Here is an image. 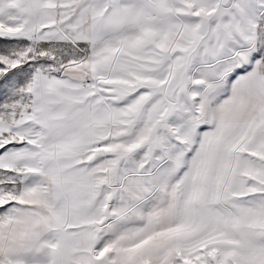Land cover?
Returning <instances> with one entry per match:
<instances>
[{
    "label": "snow or ice",
    "instance_id": "6c2138e0",
    "mask_svg": "<svg viewBox=\"0 0 264 264\" xmlns=\"http://www.w3.org/2000/svg\"><path fill=\"white\" fill-rule=\"evenodd\" d=\"M0 264H264V0H0Z\"/></svg>",
    "mask_w": 264,
    "mask_h": 264
}]
</instances>
